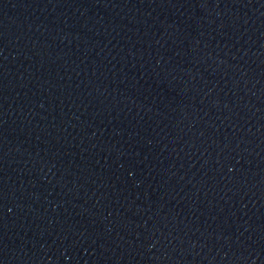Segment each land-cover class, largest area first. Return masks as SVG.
Segmentation results:
<instances>
[{"label": "water", "instance_id": "95a60500", "mask_svg": "<svg viewBox=\"0 0 264 264\" xmlns=\"http://www.w3.org/2000/svg\"><path fill=\"white\" fill-rule=\"evenodd\" d=\"M0 264H264V0H0Z\"/></svg>", "mask_w": 264, "mask_h": 264}]
</instances>
